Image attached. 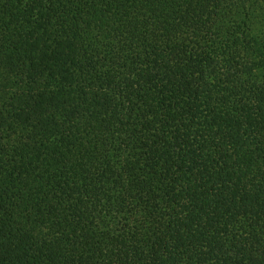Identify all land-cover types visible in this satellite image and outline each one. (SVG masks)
Returning a JSON list of instances; mask_svg holds the SVG:
<instances>
[{
    "label": "trees",
    "instance_id": "1",
    "mask_svg": "<svg viewBox=\"0 0 264 264\" xmlns=\"http://www.w3.org/2000/svg\"><path fill=\"white\" fill-rule=\"evenodd\" d=\"M0 264H264V0H0Z\"/></svg>",
    "mask_w": 264,
    "mask_h": 264
}]
</instances>
